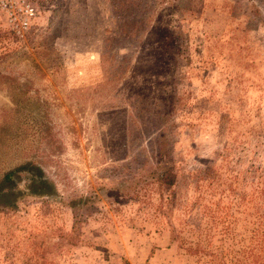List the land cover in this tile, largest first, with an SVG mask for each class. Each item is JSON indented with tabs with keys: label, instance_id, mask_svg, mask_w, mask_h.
<instances>
[{
	"label": "rangeland",
	"instance_id": "374dc122",
	"mask_svg": "<svg viewBox=\"0 0 264 264\" xmlns=\"http://www.w3.org/2000/svg\"><path fill=\"white\" fill-rule=\"evenodd\" d=\"M26 1L0 264H264V0Z\"/></svg>",
	"mask_w": 264,
	"mask_h": 264
},
{
	"label": "built area",
	"instance_id": "2783aa9c",
	"mask_svg": "<svg viewBox=\"0 0 264 264\" xmlns=\"http://www.w3.org/2000/svg\"><path fill=\"white\" fill-rule=\"evenodd\" d=\"M12 2L17 3L18 6H16V9L20 14L16 17L13 15L12 19L14 20L13 28L14 32L21 36L25 30L28 29L30 20L33 18L35 12L34 7L31 6L26 0H12ZM0 5L2 7L8 8L11 13L13 14V6L11 3V0H0Z\"/></svg>",
	"mask_w": 264,
	"mask_h": 264
},
{
	"label": "trees",
	"instance_id": "16d2710c",
	"mask_svg": "<svg viewBox=\"0 0 264 264\" xmlns=\"http://www.w3.org/2000/svg\"><path fill=\"white\" fill-rule=\"evenodd\" d=\"M15 169L9 170L6 173H4L2 177V182L10 179L11 175L14 173ZM157 179L161 182L171 184L172 183V175L166 170V173L159 174Z\"/></svg>",
	"mask_w": 264,
	"mask_h": 264
}]
</instances>
